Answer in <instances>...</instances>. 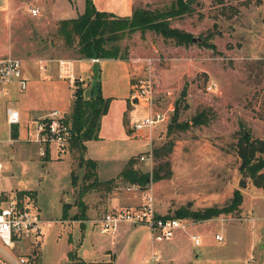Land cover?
Wrapping results in <instances>:
<instances>
[{"label":"rangeland","instance_id":"rangeland-1","mask_svg":"<svg viewBox=\"0 0 264 264\" xmlns=\"http://www.w3.org/2000/svg\"><path fill=\"white\" fill-rule=\"evenodd\" d=\"M121 1L97 0V4L125 15L128 12ZM131 1L133 7L165 9L176 0ZM193 6L191 14L171 20L172 26L193 34L195 39L189 44L178 43L148 27L126 33L120 40L141 74L147 71L146 58L153 57L154 104L167 111V118L151 127L134 129L131 119L144 115L147 108L131 97L128 78L122 77L126 63L112 61L110 70L109 61H104L102 76L107 91L111 85V104L102 116L101 138L90 140L87 155L99 159L100 179H116L132 155L137 157L138 168L150 172L159 162L169 160L171 174L152 180L145 188L153 192L157 212L162 214L174 215L183 207L222 206L240 189L244 201L238 212L206 220L185 217L189 225L182 234L156 241V248L169 262L174 257L171 264H264V187L257 186L245 174L237 150L243 131L264 139V0H194ZM30 7H38L40 12L34 15ZM84 8L85 0H0V56L20 57L29 76L26 89L10 84L0 103V161L5 164L0 172V188L27 190L30 204L39 208L46 219L36 264H73L78 256L74 250L83 254L93 245L106 244L118 252L123 263L132 259L134 262L139 249L145 250L144 259L150 262V244L140 248L134 241L127 244V239L100 232L95 219L106 209L104 189L83 196L90 208L85 210L95 217L94 222L83 223L74 217L83 209L78 200L85 182L78 159L71 150L65 151L68 148L60 151L55 143L50 144L48 154L41 155L39 145L31 140L36 121L45 114L31 118V113L55 109L60 95V83L37 81L38 75L42 78L47 73L39 69V62L33 61L32 56H80L55 34L60 17L76 16ZM77 80L87 87V79L80 76L71 81L72 87H77ZM95 82L97 79L93 78V87ZM212 84L215 86L209 88ZM185 86L187 95L182 97ZM178 99L179 120L190 121L191 125L186 129L176 127L168 134ZM5 105L15 106L21 115L20 122L14 125L18 136L12 135V140H6L10 129ZM126 111L127 124L123 116ZM199 112H204L208 121L193 124L192 117ZM169 140H174V145L168 154L160 158L153 154L151 159L140 157ZM74 175L76 185L72 183ZM116 189L123 194L135 192L120 178ZM66 202L70 204L67 211ZM112 205L118 206V201ZM142 226L145 227H137L134 232L145 238L150 231L147 225ZM217 232L224 236L222 240L215 237ZM191 233L200 234V244H195ZM114 239L117 242L111 244ZM28 249L33 250V246L29 244ZM102 260L88 263L100 264L98 261Z\"/></svg>","mask_w":264,"mask_h":264},{"label":"trees","instance_id":"trees-1","mask_svg":"<svg viewBox=\"0 0 264 264\" xmlns=\"http://www.w3.org/2000/svg\"><path fill=\"white\" fill-rule=\"evenodd\" d=\"M194 0H176L169 8H145L134 6L130 14H118L115 11L102 9L97 6L94 0H85L84 11L76 16L64 17L59 20L56 36L64 44L79 53L80 57L92 58H128L127 49L120 44V40L126 33H130L140 27L153 29L166 38L175 39L178 43L189 44L194 41L193 34L178 26H172L171 20L175 17H182L194 11ZM224 3L225 0H216ZM100 67L97 65L93 78L97 79L91 96H85L83 82L77 80V87L74 91V99L69 119L72 124L71 136L69 138V150L78 159L79 166L83 169V186L81 187L80 213L74 214L75 218H85L86 203L83 196L93 190H105L108 194L117 186V178H120L126 186L138 184L141 188H147L152 180H159L171 174L170 162L165 160L159 162L153 170L143 171L135 164L137 157L132 155L123 165L115 178L100 179L98 176L99 162L96 158L87 155L88 144L91 139L100 138L102 116L109 110L111 98L103 95L100 84ZM187 95V86L182 91V97ZM181 99L176 101L175 111L168 124V134L174 128L186 129L191 125L190 121L179 120ZM127 111L124 113V123H128ZM208 121L204 112H199L192 117L193 124L206 123ZM14 137H17V127L12 126ZM174 140H169L154 148L153 154L160 158L172 151ZM238 153L241 157L240 167L245 174L252 177L257 186L264 187V139L253 138L249 133L242 132L237 143ZM76 176L72 180L77 184ZM89 180V181H88ZM88 181V182H87ZM21 195L28 193L21 189ZM244 201L243 192L236 189L230 201L222 206L212 205L202 209L183 207L175 211L173 216L192 217L194 219H210L221 214L236 213ZM70 204H64L67 211ZM171 215V214H168ZM72 255V252H70ZM76 256V255H75ZM73 264H90L87 260L76 256ZM115 254L108 260L98 261L100 264H114Z\"/></svg>","mask_w":264,"mask_h":264},{"label":"built area","instance_id":"built-area-1","mask_svg":"<svg viewBox=\"0 0 264 264\" xmlns=\"http://www.w3.org/2000/svg\"><path fill=\"white\" fill-rule=\"evenodd\" d=\"M33 14L39 13L38 7H30ZM100 57H92V61H100ZM146 72L141 74L135 71L132 77L131 97L138 99V104L147 108V112L131 119L132 127L136 130L153 126L155 123L167 118L165 110L157 109L154 104L155 82L152 77L153 57H147ZM61 76L74 80L76 76L66 73L67 59H59ZM42 68L45 66L42 64ZM29 76L23 68V60L17 56H0V100L4 97L8 86L17 83L20 90L27 87ZM215 86L210 85L209 88ZM7 120L10 125L9 136L6 140L13 139L12 124L17 123L20 111L12 105L6 108ZM36 121L32 141L39 145L41 155L50 152V144L55 143L60 151L69 146L72 124L69 115L60 109H53L41 116ZM1 126V123H0ZM0 140H3L0 138ZM142 159H151L153 152L141 154ZM5 167L0 161V172ZM141 192L142 200L138 204L123 205L118 208H109L95 219L99 224L101 233H113L122 222L147 225L154 240L163 241L172 238L179 229H185L189 221L185 217H178L157 212L155 196L151 190L141 188L138 184L128 186ZM31 198L13 190L0 188V264H36L38 250L44 236V223L46 219L41 210L31 205ZM191 237L196 244L201 242L198 233ZM215 237L222 240L224 237L217 232ZM33 250L28 249V245Z\"/></svg>","mask_w":264,"mask_h":264},{"label":"crops","instance_id":"crops-1","mask_svg":"<svg viewBox=\"0 0 264 264\" xmlns=\"http://www.w3.org/2000/svg\"><path fill=\"white\" fill-rule=\"evenodd\" d=\"M94 1L97 4V0H94ZM121 3L123 5H125L124 8L127 10L126 11V12H128L127 14H130L133 11L134 7L131 4L132 3L131 0H123V1H121ZM97 6H98V4H97ZM99 8H101V7H99ZM102 9H107V8H102ZM39 10H40V8H39ZM34 15H37V14H34ZM60 19H61V17H60ZM61 58L68 60V64H65V67H68L69 69H68V71H65V72L70 73L76 77L80 76V78L83 80L87 79V84H88L89 80L92 79L93 69H94L95 64L98 65L101 69V71H100L101 91H102L103 95L106 97H109L112 94H109V90L111 88L110 87L111 85L109 86V90L107 91L106 83L104 81V77L102 76L103 72H104V65H103L104 61H109L108 68L110 70L113 68L112 67V61H118L119 63H122L124 61L126 63L124 72L122 73V77H123V79L128 78V81L130 83V89L132 87L133 74L135 71H138V68H139L138 64H135L134 62H132L131 58L130 59L129 58H102L98 63L93 62L91 60V58L80 57V56L69 57V58L60 57V59ZM58 59L59 58H55V57H41V56H37V55L32 56L33 61L39 62V67H40L39 69H44V71L47 73V74H44V77H42V78H39V75H38L37 81H40L41 83L42 82L46 83L45 81H51V82L57 83V85H59V83H60V95H59V100H58L59 104H58V107H56L55 109L63 110L64 112H66L69 115V113L71 112V109H72L73 99L75 96L74 95L75 88L72 87V85H73V83L71 82L72 79L69 80L68 78H63L61 76V73H62L61 72V64H60V69H59ZM42 64L45 66V68L41 67ZM59 70H60V76H59ZM24 71H25V69H24ZM115 74L117 76V72H115ZM63 84H65V85H63ZM69 87H71V90L69 89ZM8 88H9V86H8ZM5 96H6V93H5L4 97L0 100V103H1V101H4ZM7 106L8 105H5V107L3 109L5 111V116H6L5 120L8 123L7 113H6ZM51 110H53V109H51ZM51 110H43V111L38 110L35 112L33 111L31 113V118L35 117L39 113H47ZM20 117H21V115H20ZM19 122H20V118H19V121L17 123L12 124V126L15 124H18ZM0 123H1V120H0ZM8 125H9V123H8ZM9 127H10V125H9ZM89 142H90V140L87 142L88 146H89ZM68 149L65 151H68V153H69L70 150H68ZM87 152H88V149H87ZM90 157H92V156H90ZM96 159L99 162V159L98 158H96ZM22 185L25 186L24 183H22ZM129 190H132L135 192L133 193L130 191L132 194H129L127 192L123 194L121 191L119 192V190L116 189V187H115L111 191L112 193H108V195L105 194L104 195V202L106 204L105 210H107L109 208H118V207L123 206V205L138 204L142 200L141 192L138 190H135V189H129ZM113 201H118V206L112 205ZM87 208L90 209L88 205H86L85 209L88 210ZM86 210L84 213L85 218H81L78 220H80L83 223L86 220H90L92 222L95 217H93V215L90 212H87ZM142 225H144V224H132L130 222H122L117 226L116 230L112 234H114L113 236H120V238L123 240L127 239V244L128 243L130 244V241L131 242L134 241L135 243H138L137 245L140 248H144L145 246L147 247V245L150 244L152 252H153L150 262L146 261L144 259V253H145L144 249L143 250L139 249L137 251L138 252L137 255H135L133 257L134 262H131L133 260L132 259L131 261H129V263H123L122 260H120V258H119L120 255L118 254V252H116L111 246L108 247L109 246L108 244H106L107 246L106 245H99L97 247H95L93 245L92 250L86 249L87 250V251H85L86 253H83V254L78 252V250L76 248H75L76 250H74V251H76V253H78L79 257H81L87 261L88 260L95 261V260H102V259L108 260L111 258L112 254H115L114 264H171V260H173L174 257L171 256V259L169 262V260H168L169 258L166 259L164 257V254L159 252V250H157V248H156L157 242L156 241H158V240H154L153 238L149 239V234L152 235L150 228H148L150 233H147L145 238H141V237L137 236V233L134 232L137 229V227H145ZM182 230H184V229H182V228L179 229L173 237H175L179 234L181 235ZM85 233L86 232H84L83 234H85ZM172 238H170V239H172ZM167 240H169V239H167ZM114 241L117 242L114 239V240H112L111 244H114ZM158 242H160V241H158ZM79 245H80V243H79ZM141 246H143V247H141ZM70 252H72V250H70ZM70 252H69V254H70ZM73 253L75 254V252H73ZM172 263H173V261H172ZM184 264H187V263L184 262Z\"/></svg>","mask_w":264,"mask_h":264},{"label":"water","instance_id":"water-1","mask_svg":"<svg viewBox=\"0 0 264 264\" xmlns=\"http://www.w3.org/2000/svg\"><path fill=\"white\" fill-rule=\"evenodd\" d=\"M193 39H195V37H193ZM91 83H92V80H89L87 87L85 89V96L87 97L91 96L93 93V86L91 85ZM241 183L246 185V182L244 183L243 181H241ZM263 247H264V243H263Z\"/></svg>","mask_w":264,"mask_h":264}]
</instances>
